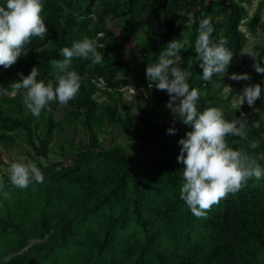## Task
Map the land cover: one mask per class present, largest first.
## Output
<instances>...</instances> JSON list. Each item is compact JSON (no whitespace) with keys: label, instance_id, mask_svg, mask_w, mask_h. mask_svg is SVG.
<instances>
[{"label":"rangeland","instance_id":"rangeland-1","mask_svg":"<svg viewBox=\"0 0 264 264\" xmlns=\"http://www.w3.org/2000/svg\"><path fill=\"white\" fill-rule=\"evenodd\" d=\"M56 1L60 3V9L55 11L57 21L54 25L58 26L57 33L50 38L42 39L43 42L39 49L49 47L51 50L60 51V42H65L70 46L74 41L87 35L93 38L97 45H105L104 48L98 47L100 49H97L98 51L112 55L114 53L113 42L110 36L105 34V31H110L121 41V56L134 69H141L145 62H156L158 55L168 43L160 33L162 25L156 3H148L138 10L139 0H69V4L64 3L63 0ZM217 1L180 0L177 13L183 17L185 25L180 39L188 48V58L198 60L194 45L201 19L211 17V23L215 29L212 34L213 39L221 38V25L226 21V14L218 12ZM234 1L245 10L237 25L243 34V41L238 50H230L234 54L233 59L223 76L214 74L211 81H204L200 78L201 83L194 85L200 93L197 107L201 111L208 107L219 108L222 112L236 109L235 97L241 93L245 84H255L259 80L261 74H258L252 67L255 61L244 54L249 51L256 52L260 58L261 67H264V0ZM3 3L4 0H0V4ZM189 13H192L197 21L190 26ZM41 15L48 28V17L51 11L43 10ZM70 15L75 17V24H71ZM129 19L136 20L141 25L129 39H125L124 20ZM61 36L62 39H60ZM24 56L22 55L17 63L8 69L0 67V87L6 88L9 92L7 96L0 95V110L12 119H19L23 122L12 126L0 124V182H3V187L0 188V214L5 210L21 212L23 207H28V212L33 213L39 206H42L45 212L52 217L51 225L53 226L55 216L60 211L81 214L82 210L79 205L88 197L82 188L84 185L71 186L60 183L46 185L33 182L27 188H17L6 182L9 178L7 168L10 162L25 157L27 161L36 163L42 172L51 166L54 169L66 166L89 168L95 179L91 187L97 192L104 191L121 173V163L108 158L106 149L120 147L141 161L144 157L137 138L145 135L146 126L154 120V116L159 114L156 119L157 123L166 132L169 127L173 126L174 120V126L179 120L166 108V102L169 100L168 94L156 89L155 84L149 88L147 80L137 87L133 83L122 87H108L106 84L98 86L90 78L92 75L100 74L93 70L100 67L101 63L94 65L85 59L75 57L72 60V68L75 71L78 67L91 70L83 76L79 73L84 78L81 81L79 92L89 94L90 98L95 101L94 109L87 111L83 106H75L71 100L66 106L50 103L41 111L39 117H35L22 102L23 90L14 94L10 87L13 82L21 80L19 75H12L16 69H19V63L23 61ZM63 58L50 59L45 73L38 71L37 79L47 82L52 78L53 69L50 61ZM30 72L31 70L21 73L27 76ZM233 73H248L251 80L229 79ZM261 88V97L255 101L254 106L249 108L244 117L254 125L264 126V78L261 81ZM114 101L117 102V115L127 121V126L134 136L126 133L118 121L106 116L105 107H110ZM202 105L203 108H201ZM125 114H128V118ZM49 119L52 121L51 129L47 124ZM42 137L49 159L47 167L40 163L41 156L36 153L31 143L38 145ZM140 175L146 180L145 191L158 199L165 198L172 202L175 201L179 188L169 184L165 178L145 170L140 171ZM131 196L132 190L128 183L119 190L120 202L116 208L117 212L122 213L121 220L125 219V224L128 226L130 225L128 206ZM194 217L188 238L178 234V227L173 222H169L166 228H158L149 238L150 250L147 253L153 255L156 251L164 250L198 253L204 246L205 233L201 226L202 218ZM91 235L84 227L79 228L77 237L72 238L66 245L58 247L51 257L44 259L40 264H125L126 245L143 238L142 232L134 231L130 225L128 229L119 231L113 249L106 250L102 257H98L96 248L89 241ZM172 235L176 237L174 240L169 238ZM47 239V234L43 238L30 236L22 247L17 250L13 249V251H8L10 243H5L2 247V258L7 259L14 253L27 251L36 243L43 244Z\"/></svg>","mask_w":264,"mask_h":264},{"label":"trees","instance_id":"trees-1","mask_svg":"<svg viewBox=\"0 0 264 264\" xmlns=\"http://www.w3.org/2000/svg\"><path fill=\"white\" fill-rule=\"evenodd\" d=\"M63 2L70 3L69 0H63ZM42 3L43 10L51 11V15L48 17L49 27L46 37L50 38L57 33L58 26L54 25L57 21L55 11L60 9V3L56 0H42ZM148 3H156L162 25L160 32L162 38L166 42L173 39L182 41L180 36L185 25L183 17L177 13L180 8V0H139L138 10ZM216 3L218 12L226 14V21L221 25L220 37L228 41L226 47L236 51L243 41V34L237 25L245 10L234 0H218ZM70 21L71 24H75V17L70 15ZM140 25V22L136 20H124V38L129 39ZM105 34L110 36V40L113 42L114 53L108 55L104 51H99L104 55V60L101 66L93 71L100 74L92 75L90 80L94 82L101 77L108 87H122L130 83L137 87L145 83L147 81L145 71L149 62H145L141 69H134L121 56V41L110 31H105ZM42 42L39 37L31 39V42L26 46L27 55L24 56L23 61L19 63V69H16L12 76L28 72L33 67H37L38 71L45 73L50 59L63 57L58 50L54 51L49 47L39 49ZM60 43L61 49L71 47L65 42ZM187 53L188 48L183 42V48L179 53L181 61L175 66L191 73L189 83L191 87H194L196 83H201L200 78L203 73L199 66L200 61L188 58ZM86 61L91 62V60ZM90 72V69L77 68V73L82 76ZM263 78L264 74H261L256 83L261 84ZM154 94L156 96V92ZM72 103L77 107L83 106L87 111L93 110L95 107V101L90 98L89 94L83 92H79ZM203 107L202 105L201 108ZM249 108L245 102L240 109L223 112L224 118L231 121L240 117L242 113L245 115ZM116 111V101L110 107H105L106 116L111 120L118 121L126 133L134 136L127 126V121L119 117ZM125 116L128 118V114ZM158 117L159 114L155 115L154 120H151L146 126L145 135L137 138L144 157L143 160L138 161L136 156L120 147L105 150L108 158L121 163V173L117 179L111 181L104 191L97 192L91 187L95 183V179L89 168L66 166L54 169L50 165V168L43 171V183L46 185L51 183L71 186L84 185L82 188L88 197L79 205L82 210L81 214L60 211L55 216L52 226V217L45 212L42 206H39L33 213L28 212V207H23L21 212L5 210L0 214V264H40L44 259L51 257L58 247L66 245L72 238L77 237L81 227L92 234L89 241L96 248L98 257H102L106 250L113 249L119 231L128 229L130 225L134 231L142 232L143 238L126 245L124 249L127 255L125 264H264V177L260 180H256L254 177L250 178L244 187L235 194H228L218 205L212 207L205 218H202L201 226L205 233V243L198 253L167 252L165 250L156 251L153 255L147 253L150 250L149 238L158 228H166L169 222H173L178 227V234L188 238V232L191 230L195 218L186 203L180 199L179 194L172 202L165 198L158 199L145 191L146 180L140 175V171L143 170L165 178L169 184L179 189L183 182L181 175L183 165L177 161L181 147L178 141L191 128L179 121L174 126L177 130L176 133L169 134L157 123ZM21 123H23L21 120L12 119L0 110L1 125L12 126ZM47 124L51 129V119L47 121ZM247 131L249 139L259 140L258 148L251 149L246 148V144H234L233 141L239 138L229 136L227 139L230 145L234 148L245 147L253 156L264 153V126L248 122ZM31 143L36 153L48 162L44 138L39 139L38 145ZM258 163L264 168V160L258 161ZM6 182L11 183L9 178L6 179ZM128 183L132 190L128 206L129 226L125 224V219L121 220L122 213L116 210L120 202L119 190ZM46 234L48 239L43 244L36 243L33 248L27 251L14 253L7 259L2 258V247L5 243H10L8 251H13V249L17 250L22 247L30 236L43 238ZM174 234L177 235L175 232ZM169 238L174 240L176 237L172 235Z\"/></svg>","mask_w":264,"mask_h":264},{"label":"clouds","instance_id":"clouds-1","mask_svg":"<svg viewBox=\"0 0 264 264\" xmlns=\"http://www.w3.org/2000/svg\"><path fill=\"white\" fill-rule=\"evenodd\" d=\"M42 0H4L0 4V67L8 69L15 65L22 55L27 54L26 46L33 37L45 39L48 28L45 24ZM83 19V17H80ZM189 26L197 23L192 13L188 14ZM215 29L211 17L200 20L197 29L194 52L200 61L201 79L211 81L214 74L223 76L233 59V53L226 47L228 41L224 38L213 39ZM93 38L84 35L76 40L71 47H63L60 54L62 60H51L52 78L47 82L38 80V68L33 67L25 76L18 73L20 81L13 82L10 87L13 93H22V102L30 113L39 117L41 111L50 103L66 106L75 99L81 88L82 78L72 68L73 58L91 60L92 64H100L104 55L97 48ZM183 42L173 39L168 42L158 55L156 62L147 63L145 75L149 81L148 87L155 84L156 89L165 91L169 100L166 108L183 125L191 130L179 139L181 146L178 163L183 165L182 184L179 189L183 200L191 213L198 218H205L214 205H218L228 194H235L244 187L250 178L260 180L264 177V168L258 161L264 160V153L253 156L246 148L256 149L259 140L249 139L247 119L242 113L231 121L224 118L221 109L208 107L203 111L197 107L199 90L189 83L190 72L175 66L181 61L179 55ZM255 61L252 65L258 74H264V67L259 63L256 52L246 54ZM229 79L249 81L248 73H233ZM130 87V86H126ZM134 89V88H133ZM135 92V89H134ZM261 84L248 83L241 93L235 97L237 109L246 102L249 107L261 97ZM0 95L7 96L6 88L0 87ZM173 126L167 129L169 134H175ZM237 137L234 144H246L245 147L234 148L228 137ZM40 163L47 167V161L41 157ZM9 180L14 187L27 188L33 181L43 183L44 175L40 167L25 157L14 159L7 168ZM3 185L0 184V188ZM5 195H8L5 193Z\"/></svg>","mask_w":264,"mask_h":264},{"label":"built area","instance_id":"built-area-1","mask_svg":"<svg viewBox=\"0 0 264 264\" xmlns=\"http://www.w3.org/2000/svg\"><path fill=\"white\" fill-rule=\"evenodd\" d=\"M94 82L98 86H101L102 84H105L104 81H103V79L101 77H99L98 79L94 80Z\"/></svg>","mask_w":264,"mask_h":264}]
</instances>
